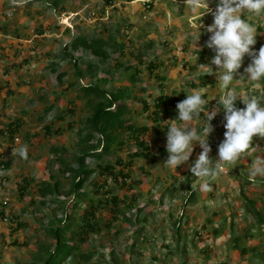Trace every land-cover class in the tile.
Wrapping results in <instances>:
<instances>
[{
    "label": "rangeland",
    "instance_id": "1",
    "mask_svg": "<svg viewBox=\"0 0 264 264\" xmlns=\"http://www.w3.org/2000/svg\"><path fill=\"white\" fill-rule=\"evenodd\" d=\"M122 1L0 0V28L5 34L24 37L30 27L43 33L15 51L7 52L0 44V83L5 86L0 89V211L5 217L0 221V264H40L53 245L48 228L59 224L65 208L71 223L74 218L78 224L90 204L96 208L93 230L86 232L72 261L63 264H264V224L254 213L264 220V175L250 174L264 162V138L254 137L248 152L206 178L212 190L205 192L202 181L189 171L202 151L198 145L176 172L163 166L166 158L158 150H166L167 127L177 113L171 110L155 122L152 102L160 95L185 99L193 89H202L206 112L224 92L264 97V80L259 87L234 81L222 88L215 66L213 74L197 68L210 63L197 55L211 35L205 32L213 22L210 13L192 17L181 0H152L147 10L140 0ZM216 3L208 0L212 11ZM29 5L35 6L39 24L32 23ZM27 18L29 22H23ZM249 22L257 27L253 50L258 51L264 45V18L251 17ZM78 38L100 39L106 56L74 47ZM249 63L245 56L241 73ZM58 73H63L60 79ZM89 85L108 94L122 93L124 117L149 128L144 140L150 157L133 159L126 167L137 150L130 142L121 149L113 146L101 159L85 157L86 169L97 171V166L109 164L127 177L117 175L114 180L95 172L80 189L81 206L71 213V174L59 171L61 164L51 149L61 148L63 160L74 167L75 157L86 146L85 120L98 102L82 91ZM142 102L148 104L147 111ZM236 106L243 108L239 100ZM17 120L12 138L8 132L3 135ZM200 121L193 122L198 130ZM211 123L209 158L216 161L224 138L223 112ZM46 126L59 134L46 135ZM21 146L27 147L26 159L15 152ZM5 162H10L8 168L2 166ZM56 180V194L43 198L36 192L39 183ZM26 181L21 192L17 187ZM94 189L98 194H92ZM112 198L117 199L115 206ZM72 227L76 228L74 222Z\"/></svg>",
    "mask_w": 264,
    "mask_h": 264
},
{
    "label": "clouds",
    "instance_id": "2",
    "mask_svg": "<svg viewBox=\"0 0 264 264\" xmlns=\"http://www.w3.org/2000/svg\"><path fill=\"white\" fill-rule=\"evenodd\" d=\"M184 2L185 8L192 16L201 19L210 13L213 17L212 24L205 28V32L211 35L203 47L210 49L214 56L207 65L196 64L197 68L213 74L211 66H215L216 81H219L222 88H228L234 81L251 82L259 87L258 82L264 80V45H261L258 51L253 50L258 33L256 25L249 21L251 17L264 18V0H217L214 11L209 8L208 0ZM245 56L250 58V63L241 73ZM237 75L239 79H234ZM202 91L193 89L191 94L186 95L185 99L181 97L182 101L176 104L177 117L169 121L171 123L167 127L168 157L163 166L176 172L178 167L189 161L193 145H198L202 151L189 167V171L193 177L202 181L201 189L208 192L212 188L206 178L216 176L223 165L234 163L242 154L248 152L254 137L264 138V97L251 94L239 96L236 93L224 92L216 99L215 107L205 112L206 101L202 97ZM155 94L159 95V92ZM237 100L243 104V108L236 106ZM221 111L224 138L217 148L218 160L213 161L209 158L211 147L208 139L214 131L211 122ZM202 112L204 119L200 121ZM177 121L179 123H176ZM195 121H200L199 130L193 126ZM15 152L20 158H27L26 146L19 147ZM250 174L264 175V162L258 163Z\"/></svg>",
    "mask_w": 264,
    "mask_h": 264
},
{
    "label": "trees",
    "instance_id": "3",
    "mask_svg": "<svg viewBox=\"0 0 264 264\" xmlns=\"http://www.w3.org/2000/svg\"><path fill=\"white\" fill-rule=\"evenodd\" d=\"M101 42L102 41L100 39H91L88 41L86 39L79 38L72 45L74 47L77 45L81 46L83 50L88 51L95 57H105L106 53L102 48ZM197 55L209 62L214 56V53L210 49L204 48L198 51ZM68 58H70L69 55ZM149 68H151V65H149ZM61 74L63 73H58L56 77L60 79ZM82 91L84 93L94 95L98 99V102L92 109V114L85 120L84 129L87 131V133L82 143H85L86 146L84 149H81L79 155L75 157L74 167H71L70 163H68L66 160H63L61 148L52 147L51 149L52 153L55 155V159H57L61 164V169H59V171L62 174H71V187L67 192L68 195H73L69 205L71 213L81 206L82 201H80L79 198L83 196V194H80V189L85 184L87 179L95 172H97L99 176H107L106 178L111 177L114 180L117 179V175H121L122 179L127 177L123 175L122 171L114 172L113 167L109 164L97 166V171L86 169L83 167L85 157L101 159L102 154L108 153L113 146H116L117 149H121L128 142L134 145L137 150L131 154L130 160H128L125 164L126 167L131 165V160L133 159L148 160L150 157L146 142L144 140V136L146 133H148L149 128L147 126H138L133 124L124 117L127 112L125 109L126 105L123 102L122 93L108 94L106 91L92 85L84 87ZM180 101H182V98L175 95H160L153 99V121L157 122L158 117L162 114L167 116V113L171 110L172 112L177 113L176 104ZM142 108L143 110L147 111L149 109L148 104L146 102H142ZM175 117H177V115ZM19 124V120L8 124L7 131L2 132L3 135L7 134L8 132L11 139ZM52 132L59 134L60 131H52L50 127H44V133L46 135H50ZM123 136L126 137L127 141L122 139ZM94 141L95 143L92 145V142ZM87 144H91V146H88ZM158 152L160 157L167 159L168 154L166 150L159 149ZM118 164L120 165L121 162H118ZM9 165L10 162H5L2 164L4 168H8ZM24 183L25 185H19L17 187L21 192H23L25 190V186L29 184L27 181ZM58 187V180H56L54 183L42 182L37 185L36 192H38V194L44 198L56 194ZM97 190L98 189H94L92 194H98ZM191 197H193V193L188 196V199H191ZM111 201L112 205L115 206L117 199L112 198ZM65 209L59 224L56 226H51L47 230L53 239V245L52 248L50 247L51 249H46L47 254L40 264H63V262L72 261L74 254L77 251L78 244L84 241L86 232L93 230L94 223L92 220L95 218L96 208L92 204L83 210V213L78 219V224L75 223L73 218L72 221L74 222V225H76L75 229L72 227L73 222L71 223L72 218L70 212L67 214ZM254 213L256 220L264 224V220L260 218L258 213L255 211ZM4 219V214L0 211V221ZM17 227H20V225H17ZM13 245H16V243L13 242Z\"/></svg>",
    "mask_w": 264,
    "mask_h": 264
},
{
    "label": "crops",
    "instance_id": "4",
    "mask_svg": "<svg viewBox=\"0 0 264 264\" xmlns=\"http://www.w3.org/2000/svg\"><path fill=\"white\" fill-rule=\"evenodd\" d=\"M133 1H135V0H133ZM181 1H184V0H181ZM12 2H14V1H12ZM122 3H132V1H127V0H123L122 1ZM185 3V2H184ZM8 5V4H7ZM14 6H18V5H20V2L19 3H14L13 4ZM35 7V6H34ZM34 7L33 6H31V5H29L28 7H27V10H28V12H30V13H33V15H31L30 16V18H31V21H32V23L34 22L35 24H39L40 22H42V20L40 19V17L39 16H36L34 13L36 12V11H34V10H36V9H34ZM31 8V9H30ZM210 8V7H209ZM211 9V8H210ZM192 17H194V16H192ZM196 18V17H195ZM24 21H27V22H29V18H27L26 20H23V22ZM28 25V24H27ZM39 27V26H38ZM0 44L2 45V46H7V47H5V51L7 50V52H9V51H12V50H14L15 51V49L16 48H20L21 46H22V44H30V43H32L33 41H35L36 39H38V38H40V37H42L43 36V33H39L38 32V30H37V28L34 30V28L33 27H30L29 29H28V33H27V31H25V35H24V37L20 34V35H15V36H12V35H10L9 33H7V34H5V30H2L1 28H0ZM66 31V33H68L69 31L66 29L65 30ZM7 32V31H6ZM1 33H3V34H1ZM29 34V35H28ZM3 36V37H2ZM31 36V37H30ZM14 40V41H13ZM9 44V45H8ZM16 44V45H15ZM12 45H15V46H12ZM8 48V49H7ZM4 73V72H3ZM2 82V81H1ZM5 86H4V84L3 83H0V89H3Z\"/></svg>",
    "mask_w": 264,
    "mask_h": 264
},
{
    "label": "built area",
    "instance_id": "5",
    "mask_svg": "<svg viewBox=\"0 0 264 264\" xmlns=\"http://www.w3.org/2000/svg\"><path fill=\"white\" fill-rule=\"evenodd\" d=\"M152 0H142V5L145 7V9H150V4H151Z\"/></svg>",
    "mask_w": 264,
    "mask_h": 264
}]
</instances>
